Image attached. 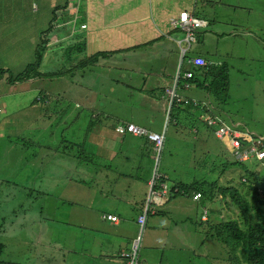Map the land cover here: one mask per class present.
Here are the masks:
<instances>
[{"label":"rangeland","instance_id":"374dc122","mask_svg":"<svg viewBox=\"0 0 264 264\" xmlns=\"http://www.w3.org/2000/svg\"><path fill=\"white\" fill-rule=\"evenodd\" d=\"M14 1L11 0L9 35L7 38L2 37L0 42V100L5 101L11 111L6 114H3L2 111L0 113V122L22 121L25 118V114L29 113V108L22 100L27 94L20 96V93L28 91L33 94L32 89L48 88L47 91L51 100L48 114L51 117L45 125L48 126L53 122L51 128L53 136L51 139L39 140L43 146L39 147L36 144V150L29 143L25 145L26 153L20 151L17 155L18 164L19 162L22 163L26 156H31L34 153L36 155L35 162L31 158V163L19 166L17 178H12L11 182L3 185L0 190V195H16L22 198L24 202L18 204L20 207L25 205L26 208H32L34 211V206L35 210H39L42 205L43 224L47 225V229L43 230L42 234L34 232L33 229L27 230L25 227L26 231L22 227L13 229L10 234L4 235L0 239L2 242L8 243L7 248L3 250L0 256L1 259L15 262L36 261V263L41 264H125L121 263L118 257H113V255L117 254L115 250L121 245L128 244L127 241L132 247L133 242L137 240L140 264H235L231 254L228 255L227 253L226 245L223 244L218 249L215 242L204 241L205 237L212 233L210 232L211 228H208V224L217 223V217L225 221L236 220L241 227H245L242 214L239 208L231 201L229 195L226 194L222 198V194L216 191V197L210 203L199 200L200 197L195 192L183 198L176 196L168 200V197L172 186L174 191L177 190L176 183L190 184L193 179H202L224 187H235L244 199L252 203L253 190L249 185L250 183L252 185L257 184L255 181H250L251 179L247 180L242 167L245 166L252 172L264 174V168L261 166L264 157L261 159L259 158V153L257 154L258 162H261V165L252 158L242 163H236L234 159V156H238L243 161L250 154H255L258 147L253 144L254 141H251L250 137L252 135L250 134L249 136L244 131L236 130L238 137L235 142L229 140L228 136L220 137V142L207 133L205 130L206 126H204L202 121L207 118L209 113L205 112V110L207 108L210 110L211 108L213 117L216 119L231 125L238 123L255 136L264 138V17L262 18L261 16L264 13L254 11L251 14V17L254 16L255 19L259 17L260 24L263 25V28L255 29L256 35L230 37L226 33L231 23L235 20L240 21L241 25L245 24L248 27V20L244 22L245 16L243 13L236 12L235 8L230 6L233 3L232 0H182V2L179 0L180 7L192 8L196 6L202 17H211L212 26L210 23H206L204 28H202L205 46L202 48L200 43L197 49L193 45L189 52L194 49L205 52L206 49L210 48V57L217 63L220 62L227 65L225 73L228 76V83L224 92L219 89L217 93V97H227L224 103H219L212 91L209 92L203 86L192 90L190 88L194 86L191 84L189 88H184L182 92L179 91L178 93L182 95L199 100L203 106L194 111L192 109L191 118L185 114L186 119L181 122V125L174 126L169 121V109L171 108L172 100L169 99L168 90L173 86L172 81L170 86L166 87L162 96L163 99H161L160 90L155 91L156 96L160 98V101L157 102L153 98L154 94L150 93L155 86L156 79L149 75L150 73H161L163 68V70L169 71L171 75L176 76L181 63L180 48L177 68L173 65L175 53L172 49H169L167 54L160 53L162 45L170 46V48L173 46L177 50L176 42L168 41L167 37L163 36L160 40L145 44L139 50L138 57L132 54L133 48L130 49L129 52L131 53L124 55L120 62L121 68H103L106 74H110L111 81L107 78L100 85L97 82L102 77L101 73H99L100 75L97 74L98 68L93 66L87 68L92 71V73H89L86 70L89 74L77 73L74 75L59 70V67L66 63L65 66L67 68L72 64L73 59L69 58L72 52L64 51V47L70 41L65 40L66 42L63 46L57 47L49 33V39L46 44L47 49L40 55L41 68L58 72L59 74L55 77L40 76L37 79L35 77L28 78L26 82L33 79L30 88L26 84H16L23 83L24 80L9 82L8 77L15 78L14 76L20 74L24 68L34 62L37 56V43L40 42V35H36L35 26L42 25L43 16L32 14L35 20L31 22L29 21L30 18L24 19L21 15L18 16L17 9H15L13 4ZM51 1L55 0H32L30 10L35 8L36 4L41 10L43 5ZM249 1L252 5L256 2V0ZM66 2L71 6L73 0H66ZM169 2H172V0H169ZM83 8V0H80L73 6V14L83 12ZM27 13H29V9ZM60 13L62 12H57L59 18ZM77 19L80 21V19H84V16L79 15ZM47 28H41L40 30L45 31ZM67 29L60 27L55 29L54 32L57 35H65L64 31ZM241 29L239 27L238 31H241ZM148 31L147 27L145 33ZM182 34L184 35V33H180V35ZM85 37L84 31L79 30L76 37L77 40L79 41L81 40L80 38L84 39ZM184 38L185 35L182 39ZM75 55L73 58H77ZM118 58H110L106 63L118 66ZM74 61L77 62L78 59ZM137 62L152 63L148 69H144L143 64L137 66L138 70L148 72L140 76L145 79V87L138 86V84L143 83V80L135 75H130L132 78L131 89L125 88L129 86H123L122 82L116 85L114 79L118 75L115 72L127 69L129 74L130 68L127 66L135 68V63ZM120 79L124 81L126 77L122 76ZM200 79L202 78L200 77ZM87 82L94 86L95 92L87 90L86 95L89 94L84 96L83 99L93 94L98 95V99L93 101L88 99L84 105L80 103L74 105L72 102L76 100L75 94L78 93L81 87L88 88L89 84ZM168 82H165L164 85L168 84ZM13 84L15 85L13 86ZM49 86L54 88L59 86L58 92L55 93ZM113 87L114 91L112 90ZM22 88L24 89L22 90ZM139 89H142L144 95L141 94ZM46 94L37 95L36 100H38L40 105H43L42 98ZM161 100L163 103V106H161L162 110L159 109ZM91 102H95V104L89 107L87 104ZM68 106L69 108L64 111ZM62 110L63 112H61ZM130 110L135 111L140 116L132 115L130 119L135 123L153 132L160 133L164 130L162 148L157 153L153 144L152 151L154 153L150 154V158L154 159V161L153 163L150 161L149 166L152 168V174L155 170L154 166H157L156 173H163L167 183H160L162 191L152 190L151 201H148V197H144V194L140 198L143 190L140 186L143 181L141 180V182L139 179L149 178L150 175L147 167L149 157L142 156L144 153H142L141 149L146 139L132 135L122 137V135L114 134L112 128L108 127L104 130L105 134H101L97 130L99 121L96 116L112 125L115 122L110 119L109 116L111 114H125ZM34 111L39 116L38 110L34 109ZM145 116H149L150 119ZM74 121H76L74 132L77 131L79 123L80 128H86L91 121V128L86 133L74 134L72 131L74 129L72 124ZM62 125H66L65 129L68 130L69 135H72L71 139H77L79 144L85 141V149L88 153L85 152L82 157L88 156L90 161L83 160L82 167L78 165L80 161L74 158V155L80 152L77 144L74 150L69 153L73 156L70 157L68 154V156L59 158V161L65 159V162H69V164L77 163V168L69 171L71 179L60 175L63 180L57 178L59 186L56 191L52 192L51 197L42 194V196L38 197L36 203L33 204L32 198L36 197L35 194L33 196L31 194L28 195V189L19 180H23L35 167L37 171V163H39L37 158H41L43 163L49 162L52 158L54 159V149H49L46 145L56 148L61 140L60 130ZM218 125L219 123L216 121V124L212 126V131ZM28 126V123L23 125L24 128ZM34 128L36 132L32 133L33 139L39 136L43 126L35 123ZM0 133V144H5L4 148L9 145L16 149L13 147L16 146L15 142H17V145L23 142V139L17 137L16 140L18 139V141H16L14 131L5 127ZM84 135L86 139L83 138ZM109 135H114V139L111 137L113 141L104 138ZM9 136L10 139L8 138ZM215 136L217 137V135ZM244 141L251 142V144L246 146L243 144ZM92 144H96V149H94ZM141 144L142 146L137 149ZM104 145L111 148L109 155H107L109 148ZM61 148H56L58 154H61L59 152ZM10 152L11 154L13 153V151ZM248 152L251 153L248 154ZM2 156L0 154V158ZM157 157L158 159L156 160ZM13 159L14 157L10 155L6 159L8 167L12 166L14 168L16 166L17 161ZM84 169L88 170L84 172ZM81 177L85 179L84 185L85 182L87 183L85 186H79V184H83L78 182ZM73 178H76V180ZM174 181L175 183H173ZM240 182L244 184H240ZM89 183L94 188L88 187ZM262 191L261 187H259L258 193L261 194ZM75 198L85 203V205H91L89 210L115 211L116 206H123V209L118 210V212L122 213L121 218L117 215L116 221L113 223L116 226L115 222H120V227L113 228L108 221L101 222V217L98 218L99 221L97 218H91L89 224H87L89 216L95 214L87 213L77 216L78 212L76 209L80 208V206L70 203V201H75ZM167 200L168 204L162 206ZM135 202L139 204L145 203L141 213L145 212V208L153 213L156 211V207L161 206L160 214H148L143 230H140L141 226L134 219L135 215L141 214L139 211L137 212L138 205ZM203 206L213 210V212L208 213V223L200 222L206 217L203 215L200 218ZM262 206L264 207V204ZM250 213L256 217L254 210ZM10 216L12 217L13 214L11 213ZM25 216L26 214L22 216L23 220ZM207 219L206 217L205 220ZM81 220L87 225L82 226ZM13 221L17 222V220ZM8 226L9 228L11 227L9 222ZM183 228L194 230L191 233L182 232L181 230L185 231ZM126 230L127 232H125ZM132 230L133 234L131 233ZM198 230L200 231L198 232ZM118 232H124L123 239L118 240L115 237ZM37 245L41 247L38 250ZM67 250H70L71 253H68Z\"/></svg>","mask_w":264,"mask_h":264},{"label":"trees","instance_id":"16d2710c","mask_svg":"<svg viewBox=\"0 0 264 264\" xmlns=\"http://www.w3.org/2000/svg\"><path fill=\"white\" fill-rule=\"evenodd\" d=\"M63 7H65V4ZM59 8L60 7H58V6H55L53 8L52 11L54 13L51 17V22H52V20L54 21L55 11L58 10ZM205 19L207 20V23H210V20H208V18H205ZM51 22H50L47 30L40 32V34H41L39 37L40 42L38 41L39 43H37V49H36L37 56H36L34 62L32 64L28 65L26 68H24V70L20 74L14 76L15 78L12 79V78L8 77L9 82H14L16 80L17 81H23V80L25 81L28 78L40 77V76L55 77L57 74H59L58 72H52V71L44 70L41 68L40 55L43 53V51H46V49H47L46 44H47L48 39H49L48 35L52 29V23ZM200 29H202V28H198L195 31V41H192L188 44L185 41H183V39H182L183 36L185 35V31L183 29H181L180 27H176V28L171 27V31L178 32L179 38H176L177 40L174 39L175 42L177 43V45L178 46L180 45V44H178V41H183L181 44L186 49L184 54L180 58L181 63H180V67H179V74H182L185 71L192 72V78L186 80V79L182 78V75H179L178 80L176 82V88H175L176 95L173 98L172 103H171V108L169 109L170 110V112H169L170 120L169 121L171 123H173L174 126L175 125L176 126L181 125V122L186 119V115L191 118L192 117L191 114L193 113V111L195 109H198L199 107L203 106L200 101L190 99V98H188L187 95L182 96V94L178 93L179 91L182 92V90H184V86H183L184 82H189L190 84H192V83H195L197 80H199L200 82L197 83V86H203L209 92L212 91L216 100L219 103H224L227 100L226 96L217 97V93H218L219 89H221V91H223V92L226 90V86L228 83V76L225 73V70L227 69V65L225 63H220V62L217 63L216 61H214L210 57V48L206 49L205 52L197 51L198 45L200 43H201L202 48L205 46V44L203 43L204 42V36H203L204 32H203V29L201 31H199ZM180 33H184V35L183 34L180 35ZM183 43H184V45H183ZM193 45L197 49L196 50L194 49L193 51L189 52ZM178 52H179V48H178ZM108 54H109L108 51L95 52L94 54H91L90 56L85 57L82 61H79L80 65H77V63H76L74 66L80 67V68L89 67V66L93 65L94 63H96L102 56H105ZM196 55H202L205 58L206 63L204 66L194 67V66L189 65L187 63V61L190 57L196 56ZM177 62H178V60L176 61V63L174 61L175 65L177 64ZM168 75H170V74H168ZM168 75L166 76V78L169 79L170 76H168ZM200 77L202 79H200ZM171 81H172V85H173V82H174L173 75H171ZM164 88L162 89V91H163L162 94H164ZM44 93H46V89H43V90L41 88L37 89V95H43ZM180 96H182V97L180 98ZM42 100H43V105H40L38 100H36V99L31 101L29 104L32 107V108H29V116L22 120L21 125H20L21 132L19 135L15 136V140H16V137L23 139V142H20L19 145H17V142H15L16 146H13V147L16 148V150H17L16 153H19L20 151H23L25 153L26 152V146L25 145H27L28 143L31 146H32V143L34 145H35V143H37L39 145V147H42L43 145L40 144L39 140L43 141V140L48 139V138L51 139L53 136V133L51 131V128L53 126V122L48 126L45 125L46 122H48V120H50V117H51V115L48 114V111L50 110L49 106L51 104L49 93H47L46 96H44L42 98ZM65 101H67V100H65ZM68 108H69V106L66 107L64 111H66V109H68ZM34 109L38 110L39 116H38L37 112L34 111ZM192 109H193V111H192ZM222 109H224V108H222ZM208 111H209V109L207 108L205 110V112H208ZM210 111H211V108H210ZM61 112H63V110ZM55 113H57V112H55ZM208 117H213V114H211L209 112ZM96 118L99 121V124L97 125V130L101 133L102 128H100V127L103 123L100 122L101 119L99 117H96ZM75 122L76 121H74L72 123L74 125V129H72L73 132H74L75 127H76ZM202 122H203L204 126H206L207 128H210V127L212 128V126H213V125L208 124V120H206V119H204V121H202ZM27 123L29 124V126L27 128H24L23 125H27ZM35 123H39L43 126L41 135H39V138H37L36 142L33 140V134H32L33 132H36V129L34 128ZM126 123H132V122L117 123L116 125H112V126L110 125L109 128L110 129L112 128V130L114 132H116L119 135H122V137H124L126 135H132L134 137H144L146 140H145L143 146L141 147L142 153H144V154H142V156L147 157L150 152H153L152 151L153 142H151L147 137H145L143 135L138 136V135H134L133 133H130L127 131L122 132V133H119L116 131V127L118 125H125ZM90 124H91V121L88 123L86 130L84 128H80V129L78 128L77 131L74 132V134L78 135L80 133H86L91 128ZM228 125L232 126L233 130H235V131L236 130L237 131H239V130L244 131V132L248 133L249 136L251 134L253 138L252 137H250V138H251V141H254L253 144H255L259 150L264 149V138H262L261 136H255L247 128L241 127L240 124H238V123H236V125H231V124H228ZM78 127H80V123L78 124ZM65 128H66V125L61 126V130H60L61 140L59 141L58 145L56 146L57 149L62 147L61 150H59V152H61V154H58V150L56 148H53L51 146L46 145V147H48L49 149H54L55 155H54V159L53 158L51 159V160H53V162H51V160H50L49 162H46V164L44 165L46 167L45 168L43 167V171L41 172L42 178L40 179L39 184H37V186H35L30 192H27V194L28 195L31 194V196H33L35 194L36 197L32 198L33 204L36 203V201L38 200V197L42 196V194H45L48 197H51L52 192L56 191L57 187L59 186V181H57V178L62 179V177L60 175H64V177L71 179L69 176L70 175L69 168L64 166L65 164H69V162H65V159H62L59 161V158L63 157V156H68V154L70 152H72V150H74V148L76 147L77 144H78L77 146L79 147L80 152L78 154L74 155V158H77V161H80V163L78 165H80L82 167V164L84 163V162H82L83 160L84 161H90L88 156L82 157V154H85V152H87L85 149V141H82L81 144H79L77 139H71L70 137L72 135H69L68 130H66ZM212 132H213V134H215V129ZM85 137L86 136L84 135L83 138L86 139ZM16 141H18V139ZM111 141H113V140H111ZM241 141H243V140H241ZM243 144L246 146H249L251 144V142L244 141ZM93 146H94V149H96V144H94ZM22 147H24V148H22ZM108 148L111 149L110 147H108ZM69 156L71 157L73 155L69 154ZM251 158L254 159L258 164L261 165V162H258V158L256 157L255 154H250V156L243 161L240 160L238 156H234L236 163H242V162L248 161ZM148 161L150 162L149 158H148L147 162ZM149 162L147 164V167L149 168V171H150L149 178H147L146 180L140 179L142 181H145V183H143L145 185L144 197H146L148 195L150 187L152 188V190L161 191L162 187H160V183L166 182V178H164L163 173H156L157 166H154L155 170H154L153 174L151 173L152 168H150ZM47 164H49V165H47ZM76 165H77V163L73 164L72 167L76 169L77 168ZM261 166L264 168V161L262 162ZM60 167H62V169H60ZM242 169L245 172V177L247 178V180L251 179L250 181H255L257 184V185H252L250 183V185H249L253 190V201H252V203H250L249 201L244 199L243 196L241 195V193L239 192V190L235 187H224V186H220L216 183H209V182L204 181L202 179H193V181L190 184H185L182 182L176 183L175 186L177 187V190L174 191V187L173 186L171 187V189L169 191L168 200H170L171 198L176 197V196H180L183 198V197H186L188 194H192L193 192H195L198 194V197H200L199 200H204L205 202L210 203L213 200V198L216 197V191L218 193L222 194V198H224L225 195L228 194L231 201L239 208V210L242 214L243 223H244L245 227L244 228L241 227L240 224L236 220H226L225 221V220L217 217V219H218L217 223H215V224L209 223L208 224L209 225L208 228H211L210 232H212V233L210 235L206 236L204 241L207 240V241L215 242L217 244L218 249H219V246H221L223 244L226 245L227 253H228V255L231 254L235 264H238V263L239 264H264V207L262 206L264 204V174H261L260 172H252V170L248 169L245 166H243ZM86 171L87 170L84 169V172H86ZM73 179L76 180V178H73ZM24 181H27V178ZM24 181L22 182L23 184H24ZM84 181H85V179L82 177H81V180L78 179V182L83 183V184H79V186H85L87 183L85 182V185H84ZM150 181L154 182V184L152 186H150ZM6 183H7V181L4 183L0 182V184H2V186L5 185ZM173 183H175V181ZM240 184H244V183L240 182ZM2 186H0V190H1ZM88 187H92V185L89 183ZM259 187H261V189L263 190L261 194L258 193ZM92 188H94V187H92ZM61 197H63V196H61ZM18 199H19V197H16V195L5 194L3 196H0V230L3 227V224L6 223V226H7L6 233L0 235V239H2V237L4 235L10 234L13 229H19L20 227H22L25 231H26L25 228H27V230L33 229L34 232H39L41 234L43 233V230L47 229V225L45 223L43 224L42 205L39 208V210H35V206H34V211H33L32 208H26L25 205L20 207L18 204L23 203V202L20 199L19 200ZM168 200L162 206L168 204ZM70 203L80 206V208L76 209L78 212L77 216H80L82 214H87V213L88 214H95V215L89 216V218L87 220V224H89L91 218H97V220H98V218H100L103 214H105L106 212L109 211V210L106 212L104 211V213L99 212L98 210L97 211L93 210L92 212H86L87 210H89L91 205H89V206L85 205V203L80 202V200H77L76 198H75V201H70ZM135 203H136V205H138L137 207H139V210L142 211L143 207L145 206V203L144 204H141V203L139 204L138 202H135ZM196 205H197V203H196ZM27 207H29V206H27ZM160 207L161 206L156 207V211L153 213L151 211H147V218H148V214L149 215L150 214L151 215L160 214L161 213ZM252 210H254L256 217L251 215L250 212ZM18 211H24L25 212L26 216H25L24 220L23 219H16L13 216H12L13 217L12 218L10 216L11 213H15V217L19 216ZM72 211H73V208H72ZM209 212H213V210L211 208H204V206H203L200 218H202V216L204 215L208 219L205 220L206 219V217H205V219L200 220V222L208 223V221H209L208 213ZM136 218L137 217L135 216L134 219L136 220ZM13 220H17V222H14ZM106 221H107L106 217H104V219H101V222H106ZM109 221L110 220H108V223H110L113 226V228H119L120 227L118 225L115 226L112 221H110V222ZM8 222L11 225L10 228L8 226ZM146 222H147V220H146ZM81 224H82V226L87 225L82 220H81ZM183 229H185V231L181 230L182 232H189V233H191L194 230V229L191 230L190 228H183ZM181 231H179V232H181ZM199 231L200 230H198V232ZM121 233L122 232H120V233L118 232L117 235H115V237L118 240L123 239V233L124 232L122 234ZM127 242H128V244H126L124 246H122V245L119 246L115 251H118V249L122 248V247H126L125 250L129 251L131 248V244L129 243V241H127ZM7 246H8L7 242H5V241L2 242L0 240V256L3 252V250L7 248ZM38 248H41V247L39 245H37V250H38ZM35 250H36V246H35ZM67 252L71 253L70 250H67ZM108 256H112V255H108ZM113 257H118V256H117V254H115V255H113ZM120 262L124 263V261H120ZM0 264H41V263H36V261H34V262H31V261H25V262L7 261V260L1 259V257H0ZM138 264H140L139 258H138Z\"/></svg>","mask_w":264,"mask_h":264},{"label":"crops","instance_id":"0c3cea01","mask_svg":"<svg viewBox=\"0 0 264 264\" xmlns=\"http://www.w3.org/2000/svg\"><path fill=\"white\" fill-rule=\"evenodd\" d=\"M180 1L182 2V0H180ZM232 1H233V3H231L230 6L235 8L236 12L243 13V15L245 16L244 22L246 20H248V27H246L245 24L241 25L242 23H240V21L235 20L234 22L231 23V26L227 30L226 34L230 37L242 36V35H247V36L248 35L249 36L256 35L257 32L255 31V29L259 30V29L263 28V25L260 24L259 17L257 19H255L254 16L251 17V14L254 11L264 13V11H263L264 10V1L256 0L254 5H252V3L249 0H232ZM65 2H66V0L51 1L50 3L43 5V8L41 10L37 4L35 5V8L30 10V7L32 6V0H15L13 4L15 6V9H17L16 12L18 13V16L21 15V17L22 18L24 17V19L30 18L29 19L30 22L35 20V19H33L32 14H34L35 16H39V15L43 16V21L41 22L42 25L41 26H35V33L37 36L41 35L40 34L41 28L43 29V28L49 26V24L51 22V21H49V19H51L52 15L54 13L52 11V9L55 6L60 7L58 10L55 11L54 15L56 17L54 16V21L52 20V22H51L52 23V29L50 31V36L52 38V41L55 43V46H57V47L60 45L63 46L66 41H70L69 43L66 44V47H64L65 48L64 51L72 52L71 55L69 56V58H71L73 60H72V64L70 65V67L67 68L65 66L67 64L66 63V64L60 66L59 70H62V71H65L67 73L74 74V75H76L77 73L89 74V73H92V71L87 69V68L93 66L94 68H98L97 74L101 73L102 77L97 82L100 85H102L103 82L107 78L111 81L110 74L109 73L106 74L105 70H103V68H105V67H111L112 69L121 68L120 62H121L124 55H126L127 53H131V52H129L130 49L133 48L132 54H134L138 57L139 50L142 49L145 44H147L149 42L160 40L163 36H166L168 41H172L175 43V40H177L176 38H179L178 32L171 31L169 21L171 18L176 17L178 15L179 11L188 10L193 15L205 19L204 17H202L201 13L199 12V10L196 6H193L192 8H190V7L186 8L185 6L180 7L179 0H172V2H169V0H83V6H84L83 12H81V13L78 12V13H74V14H73V6H75L76 3L80 2V0H73L71 6H69L67 4V2L65 4ZM11 4H12L11 0H0V42H1L2 37L7 38L9 35L8 27H9V16H10L11 9H12ZM64 4H65V7H63ZM28 9H29V13H27ZM57 12L58 13L62 12V13H60V18L57 15ZM79 15H83L84 19H80V21H79L77 19L79 17ZM73 16H74V20H73ZM261 16L263 18L264 14H262ZM207 18H208V20H210V24L212 26L211 17L208 16ZM36 20H37V18H36ZM79 24H80V26H78ZM83 25H85V27H83ZM60 27L68 28L66 31H64L65 35H63V34L57 35L56 32H54L55 29H59ZM147 27H148L149 31L145 33ZM239 27L242 28L241 31H238ZM79 30H83L84 33L86 34V37L84 39L80 38L81 40L78 41L76 37H77ZM77 45H79V46H77ZM176 45H177V43H176ZM176 48H177V50L173 46H171V48H170V46L162 45L160 53H162V54L166 53L167 54L169 49H172L173 52L175 53V63H176L177 60L179 61V52H178L179 46L177 45ZM98 51H108L109 54L102 56L96 63H94L93 65H91L89 67L80 68V67L74 66L76 63H77V65H80L79 61H82L85 57H88L92 53L94 54L95 52H98ZM75 54H77V55H75ZM74 55L77 56V58H73ZM113 57H119L117 59L118 66L106 63L107 60H109L110 58H113ZM75 59H78V61L77 62L74 61ZM175 63L173 65L176 68L177 64L175 65ZM141 64L144 65V69H148L149 65H151L152 63L137 62V63H135V66H136L135 68H131V67L127 66L128 68H130L129 74H128L127 69H124V70L121 69L119 72H115V74L118 75V77L116 79H114V83L116 85H119V83L122 82L121 84H123V86H129V87H125V88L131 89L132 85L130 86V83H132V78L130 77V75H135V76H137V78L143 80V83L138 84V86L145 87V84H144L145 79L141 78L140 76L142 74L144 75L148 72L138 70L137 66H139ZM161 67H163V66H161ZM63 68H65V69H63ZM150 68H151V66H150ZM86 70H88L89 73L86 72ZM168 74H170V72L165 71L162 68L161 73H152V74L150 73V75H149L151 77H155V79H156L155 80L156 81L155 86L152 88L150 93L154 94L153 98H154V100L156 99L157 102L160 101V98L156 96L155 91L160 90V96H161V99H163L162 89L165 87L164 88V91H165L166 87L170 86L171 79L166 78V76ZM174 74H175V72H174ZM170 75H168V76H170ZM122 76L126 77V79H124V81H121V79H120ZM37 78H40V77H35V79H37ZM32 81H33V79L27 80V82L25 80L23 83H16V84H26L28 87L31 88V82ZM167 81H169L168 84L164 85L165 82H167ZM199 82L200 81L197 80L195 83H192V86H194V87H191L190 89L194 90L197 87H200V86H197V83H199ZM87 84H89L88 88L81 87V89L78 91V93L75 94L76 100L72 102V103H74V105L77 103L84 105L86 103V100H88V99L91 101L98 99V95H96V94L89 95L88 97H86V99H83L84 96H87L89 94L88 93L86 95L87 90L89 92H95L94 86L91 85L89 82H87ZM14 85L15 84H13V86ZM23 89L24 88H22V90ZM41 89L42 90L46 89V93H48V91H47L48 88H41ZM50 89L52 91H54L55 93H57L59 90V86H57L55 88L50 87ZM32 90L34 92L33 94H31L28 91L20 93V96L23 94H27V96L25 98H22V100L27 105L28 108H32L31 105H29V104L31 101H33L37 97V90H35V89H32ZM112 90L114 91V87L112 88ZM139 90H140L141 94L144 95V93H142V89H139ZM196 94L198 95V93H196ZM182 96H185V95H182ZM188 98L192 99L189 96H188ZM197 101H199V100H197ZM94 104H95V102H91L90 104H87V105L89 107H91ZM22 106L24 107V105H22ZM161 106H163L162 100H161V105L159 108L162 110ZM164 109H165V107L163 108V111H164ZM2 111H3V114H6V113L10 112L11 109L9 108L8 104L6 105L5 101L0 100V113ZM208 112L213 114L212 111H210V110ZM132 115H137V114L135 111L130 110L125 114H119V115L111 114L109 117L113 122H115L112 125H116L117 123H125V122H132L134 124H137L130 119L132 117ZM28 116H29V113L25 114V118ZM137 116L140 117L139 115H137ZM96 117H98V116H96ZM145 117H148L150 119L149 116H145ZM151 121H153V119H151ZM21 122H22L21 120L13 121V122H0V131L5 127L8 130L14 131V136L19 135L21 132V127H20ZM100 122L103 123L100 127V128H102L101 134H103L104 130L107 127L109 128L110 125L105 120H101ZM137 125H139V124H137ZM140 126H142V125H140ZM78 128L80 129V127H78ZM84 129L86 130L87 128H84ZM205 130L207 131V133L214 136L216 139H218L221 142V140L219 138H217L215 136V134H213L211 127L210 128L206 127ZM113 133L117 134L116 132H113ZM39 135H41V133ZM0 136H1V133H0ZM111 137L114 139V135L105 136L104 138L106 140H112ZM8 138H10V136ZM37 138H39V136ZM37 138H35L33 140L36 142ZM36 144L37 143H35V145H34L32 143V147L35 150L37 148ZM7 145H8V143H7ZM105 146H107V145H105ZM141 146H142V144L139 147L138 146L137 147L140 148ZM4 147H5V144H0V154L3 155L0 158V182L4 183L7 181V183L5 184V185H7L11 182L12 178H17L18 167L19 166H25L26 164L31 163V158L35 162L36 155L34 153L31 156L30 155L26 156L24 158V161L22 163L19 162V164H18V159H17L18 153H16L17 150L12 149V147L9 145L7 148H4ZM22 148H24V147H22ZM109 150H111V149H109ZM109 150L107 151V155L110 154ZM10 151H13V153L11 154ZM151 153L153 154L154 152H150L148 154V157H149L150 161L153 162L154 159L150 158ZM9 155L14 157V159H13L14 161H17L18 165L16 164V166L14 168L12 166L11 167L7 166L6 159L8 158ZM34 162H32V164H34ZM37 162H39V163H37L38 164L37 171H36V167H35L33 170H31V172L29 174L26 175L25 179L27 178V181H24L25 179L19 180L21 182L24 181V185L27 186L26 188L28 189L27 192H30L35 186H37V184H39V181L42 178L41 172L43 171V167L44 168L46 167V166H44L46 163H43L41 158H37ZM148 162H147V164H148ZM72 165L73 164H65L64 166L69 168V170L71 171L74 169L72 167ZM39 167H40V171H39ZM87 167H89V166L87 165ZM15 168H16V171H15ZM146 179H147V177L145 178V180ZM143 183H145V181H143L141 186H140L143 188L142 193L140 194V198L143 196L144 191H145V185L143 187ZM0 186H2V184H0ZM0 196H3V195H0ZM19 199L22 202H24V200L22 198H19ZM115 208H116L115 211L109 210L105 214H112L115 216L118 215L121 218L122 213L118 212V210L123 209V206L118 205ZM137 208H138L137 212L139 211L141 213V211L139 210V207H137ZM89 209H91V207ZM97 210L99 212L104 213V210H101V209H96L94 211H97ZM92 211L93 210H87L86 212H92ZM18 212H19V216L15 217V213H12L13 217L16 219H23L22 216L25 214V212L24 211H18ZM103 215L101 216V219H103ZM135 216L137 217V215H135ZM118 223L115 222V224L120 226V222H118ZM6 231H7V226L5 223V224H3V227L0 230V234H4V233H6ZM125 232H127V230ZM132 234H133V230H132ZM132 240H134V239H132ZM125 248L126 247L119 248L118 251H115V253H117V252L119 253L121 250H125Z\"/></svg>","mask_w":264,"mask_h":264},{"label":"built area","instance_id":"2783aa9c","mask_svg":"<svg viewBox=\"0 0 264 264\" xmlns=\"http://www.w3.org/2000/svg\"><path fill=\"white\" fill-rule=\"evenodd\" d=\"M264 1V0H262ZM206 21L203 20L202 18L196 17L195 15H193L191 12L186 11V10H181L179 11L178 15L176 17H173L170 19V26L172 28H176V27H180L181 29H183L185 31V38L183 39V41H185L186 43H190L192 41H195V31L198 28H201L203 26H205ZM83 27H85V25H83ZM183 41H178L179 48L181 50V57L185 52V48L182 46V42ZM187 63L189 65H192L194 67H201L204 66L206 61L205 58L202 55H196V56H192L188 59ZM179 75H182L183 79H190L192 78V72L190 71H185L182 74H179V69L177 71L176 76H174V82H173V86L168 90L169 94H170V100H173V98L175 97L176 93H175V88H176V82L178 80ZM190 83L189 82H184L183 86L184 88H189L190 87ZM172 102V101H171ZM208 124L210 125H215L216 121H218L219 125L218 127L215 129V134L217 135L218 138L222 137V136H228L229 140H233L232 142H235V140L237 139V132L235 130H233L232 126L224 123L223 121H221L220 119H216L215 117H208ZM116 131L119 133L122 132H130L133 133L134 135H143L145 137H147L151 142H153L154 144V148L156 149L157 153L160 152L163 142H164V130L163 132H153L150 131L142 126L136 125L134 123H126L125 125H118L116 127ZM251 152H248V154ZM259 153V158L263 159L264 157V149L263 150H256L255 155L256 157H258ZM254 154V153H253ZM258 158V159H259ZM158 159V157L156 158V160ZM154 184L153 181H150V186H152ZM150 189L152 190V188L150 187ZM162 191V190H161ZM152 191L149 194L148 197V201L152 200ZM146 212H147V208H145V212L141 215H139L137 217V223L142 227L145 223V219H146ZM106 218L110 221H116V217L112 214H107ZM138 241L135 240L132 244V247L130 248V250L126 251V250H121L118 254V258L119 261H124L125 264H138Z\"/></svg>","mask_w":264,"mask_h":264},{"label":"clouds","instance_id":"9594fccd","mask_svg":"<svg viewBox=\"0 0 264 264\" xmlns=\"http://www.w3.org/2000/svg\"><path fill=\"white\" fill-rule=\"evenodd\" d=\"M186 11H188V10H186ZM190 12V11H189ZM197 17V16H196ZM200 18V17H199ZM203 19V18H202ZM203 20H205V19H203ZM206 21V23H207V20H205ZM201 28H204V26L203 27H201ZM172 103V102H171ZM207 118H208V116H207ZM207 118H205L206 120H207ZM145 128V127H144ZM216 135V134H215ZM218 138V137H217ZM220 139V138H219ZM152 190L151 189H149V193L148 194H150V192H151ZM146 197H149V195H147ZM148 211V210H147ZM141 214H143V213H141ZM141 214H139V215H141ZM106 215L107 214H104L103 215V219H104V217H106ZM138 215V216H139ZM137 216V217H138ZM116 217V216H115ZM146 218H147V212H146ZM107 219V218H106ZM108 220V219H107ZM136 221H137V219H136ZM145 221H146V219H145ZM113 222V221H112ZM142 230H143V227H142ZM119 254V253H118ZM118 254H117V256H118Z\"/></svg>","mask_w":264,"mask_h":264}]
</instances>
